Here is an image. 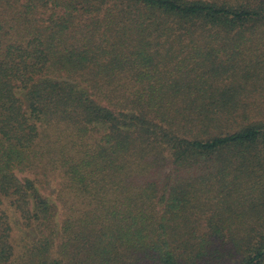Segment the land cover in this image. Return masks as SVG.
Listing matches in <instances>:
<instances>
[{"label":"trees","instance_id":"1","mask_svg":"<svg viewBox=\"0 0 264 264\" xmlns=\"http://www.w3.org/2000/svg\"><path fill=\"white\" fill-rule=\"evenodd\" d=\"M256 93L264 0H0V264H264Z\"/></svg>","mask_w":264,"mask_h":264},{"label":"rangeland","instance_id":"2","mask_svg":"<svg viewBox=\"0 0 264 264\" xmlns=\"http://www.w3.org/2000/svg\"><path fill=\"white\" fill-rule=\"evenodd\" d=\"M264 95V94H263ZM256 96V97H255ZM255 99L260 101L264 100L263 98H260V93L255 94ZM240 121V119H238ZM237 127V124L233 126ZM49 199H51L53 202L55 200L60 203L58 199L59 194H44ZM4 211L9 215L11 226L13 228V240L15 243V246L17 248V254L25 255V253L32 247V243L35 239H37V233L34 230V226L28 222L24 214H22L14 205V207L11 205V202L9 200H4L3 207ZM27 210V208H26ZM61 223V218L58 220V224Z\"/></svg>","mask_w":264,"mask_h":264}]
</instances>
